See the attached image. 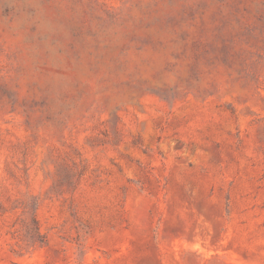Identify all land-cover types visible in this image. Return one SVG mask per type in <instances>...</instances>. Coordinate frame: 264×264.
Segmentation results:
<instances>
[{
	"label": "rangeland",
	"instance_id": "1",
	"mask_svg": "<svg viewBox=\"0 0 264 264\" xmlns=\"http://www.w3.org/2000/svg\"><path fill=\"white\" fill-rule=\"evenodd\" d=\"M0 201V264H264V0H0Z\"/></svg>",
	"mask_w": 264,
	"mask_h": 264
},
{
	"label": "trees",
	"instance_id": "2",
	"mask_svg": "<svg viewBox=\"0 0 264 264\" xmlns=\"http://www.w3.org/2000/svg\"><path fill=\"white\" fill-rule=\"evenodd\" d=\"M5 213V209L3 204L0 201V217H2ZM32 226L33 228H31V230L33 231L34 237H36L37 240H39L41 243H43L45 241L44 236L41 234L40 232V228L38 225V221L35 217H33L32 219Z\"/></svg>",
	"mask_w": 264,
	"mask_h": 264
}]
</instances>
